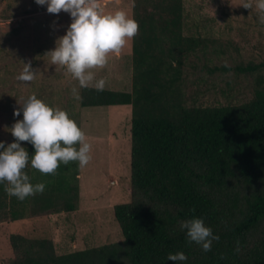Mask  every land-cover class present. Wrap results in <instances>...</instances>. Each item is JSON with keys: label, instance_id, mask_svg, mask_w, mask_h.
<instances>
[{"label": "trees", "instance_id": "1", "mask_svg": "<svg viewBox=\"0 0 264 264\" xmlns=\"http://www.w3.org/2000/svg\"><path fill=\"white\" fill-rule=\"evenodd\" d=\"M132 6L139 24L132 90L80 92L81 106H132L131 200L114 206L123 238L58 253L48 236L12 232L7 264H175L167 256L176 251L188 257L177 264H264V60L235 68L259 72L249 99L189 104L188 66L211 54L215 38L185 33L184 0H132ZM26 148L34 150L29 142ZM25 171L45 188L19 200L0 183V221L78 208V161L50 174L30 163ZM192 217L219 235L208 252L180 229Z\"/></svg>", "mask_w": 264, "mask_h": 264}, {"label": "rangeland", "instance_id": "2", "mask_svg": "<svg viewBox=\"0 0 264 264\" xmlns=\"http://www.w3.org/2000/svg\"><path fill=\"white\" fill-rule=\"evenodd\" d=\"M105 11L125 9L133 16L132 0H100ZM244 3H250L245 8ZM186 34L215 38L206 58L193 57L188 66L189 104L216 105L249 99L259 72L236 70L239 64L264 60V24L256 0H184ZM71 23L70 15L49 13L35 0H0V140L11 142V126L25 99L35 93L53 107L67 111L91 145L88 164L80 168V200L71 212L42 213L19 221H0V264L14 253L12 232L48 236L58 253L119 241L121 227L114 206L131 200L130 104L85 107L80 104L79 81L66 66L52 64L49 50ZM36 72L33 80H19L24 63ZM104 88L132 90V39L119 54L112 52L103 67L91 69ZM264 73V72H262ZM187 87V86H186ZM76 89L79 98L73 93ZM27 147L28 142L22 141Z\"/></svg>", "mask_w": 264, "mask_h": 264}, {"label": "clouds", "instance_id": "3", "mask_svg": "<svg viewBox=\"0 0 264 264\" xmlns=\"http://www.w3.org/2000/svg\"><path fill=\"white\" fill-rule=\"evenodd\" d=\"M45 5L49 13L58 14L62 10L71 17L65 33L49 50L52 64L66 66L67 71L79 81L81 88L89 87L95 79L93 68L103 67L109 53H120L122 48L137 34L138 21L125 9L105 11L100 0H35ZM250 8V3H244ZM256 7L264 13V0H256ZM264 24V15L259 16ZM36 72L31 63H24L18 74L21 81H31ZM104 79L95 80V87L102 91ZM73 93L79 98L77 90ZM10 128L14 139L5 143L0 140V183L7 182L5 191L19 200L43 192L44 183L33 184L25 171L31 166L41 173H54L60 163L78 161L83 167L91 159V145L85 133L66 110L53 107L35 93L29 95L20 108L14 109V116H20ZM27 141L33 146L30 152L22 145ZM180 229L185 230L190 242L200 245L204 252L211 250L212 242L219 240L212 228L202 217H192L180 221ZM188 257L183 251L170 252L167 260L185 262Z\"/></svg>", "mask_w": 264, "mask_h": 264}]
</instances>
